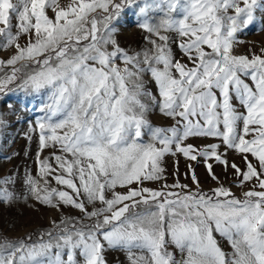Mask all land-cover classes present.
<instances>
[{"label": "snow or ice", "instance_id": "1", "mask_svg": "<svg viewBox=\"0 0 264 264\" xmlns=\"http://www.w3.org/2000/svg\"><path fill=\"white\" fill-rule=\"evenodd\" d=\"M137 3L72 0L61 8L58 0H0V50H16L0 60V92L15 85L46 94L36 121L39 178L26 176L28 195L82 214L52 221L36 241L0 238V264H105L106 248L126 251L130 264H264V49L251 58L234 54L237 33L264 13V0H143L139 27L151 47L130 54L113 21ZM177 9L182 18L173 16ZM146 74L160 100L146 89ZM156 109L174 124L154 126L148 117ZM190 136L217 138L241 153L247 171L230 166L239 187H253L242 198L222 185L210 195L179 183L144 187L166 180L168 154L228 166L221 144L196 152L184 146ZM46 148L53 151L41 159ZM208 171L218 179L211 164ZM48 177L71 191L50 186ZM12 183L0 179V202L15 200Z\"/></svg>", "mask_w": 264, "mask_h": 264}, {"label": "rangeland", "instance_id": "2", "mask_svg": "<svg viewBox=\"0 0 264 264\" xmlns=\"http://www.w3.org/2000/svg\"><path fill=\"white\" fill-rule=\"evenodd\" d=\"M72 0H58L61 8H67ZM119 2V0H117ZM143 0H138L137 4L125 7L121 15L113 21V26L117 32L115 38L120 47L133 51H140L143 47H151L146 44L145 36L147 33L139 27V7ZM47 15L54 19V12L47 9ZM150 15L160 17L163 13L151 12ZM175 18H182V13L177 9L173 13ZM13 25L17 23L15 18ZM2 27V25H0ZM15 31V29H14ZM238 41L234 46L235 55L261 54L264 49V13L257 11L256 20L243 31L237 33ZM27 38L22 37L19 41L21 45L26 43ZM175 58L180 59L182 53L177 44L172 45ZM15 48L0 50V60H7L15 54ZM182 62L187 63V57H183ZM118 63H120L118 61ZM123 65L121 64V67ZM10 68H5L9 72ZM3 73H0L2 75ZM145 87L152 95L160 100L158 87L150 74L144 77ZM251 83V81H248ZM19 83V81H17ZM12 90L0 92V179L11 176L13 183L8 185L9 189L16 194V198L11 203L0 202V238L9 240H19L31 237V241L40 238L43 231L52 229V221L59 222L62 217H80L79 210L71 206L61 205L60 209L45 206L28 195L25 179L27 175L38 177L39 164L37 162V152L39 149L40 130L36 124L37 119L43 114L40 109L46 101V94H28L18 89L15 85L10 86ZM237 107L240 106L237 104ZM240 111H244L240 108ZM149 120L154 126L170 127L174 121L163 116L158 109L149 113ZM246 139H252V136H246ZM147 139V137H145ZM221 144V141L213 137L190 136L184 141V146L192 145L196 152L211 144ZM53 150L46 148L40 152V158L50 155ZM196 152L190 155H195ZM218 152L223 160H227L228 166L220 163L214 157L205 159L197 156L196 160L176 152L175 155L168 154L163 157L161 167L164 169L166 180L157 183L146 182L143 186L150 189H160L162 184L173 185L179 183L187 185L183 191H203L211 194V190L223 186L229 189L236 197L242 198L243 192L253 187V182L246 183L243 188L238 186L237 174L230 166L237 165L241 170L247 171L246 161L243 155L238 151L228 149L221 144ZM248 160L253 164L257 161L251 154H248ZM212 165L213 172L218 179H212L208 165ZM193 175L196 180H193ZM50 186L63 188L65 186L57 185L51 177H48ZM43 183V181H41ZM133 185L132 187H137ZM166 191L168 189H165ZM259 190V189H257ZM118 192L127 191L126 188H117ZM175 192H181V189H172ZM89 222V221H85ZM221 247L225 252L231 253L232 249L227 240L216 234ZM175 251L174 249H170ZM105 264H130L128 253L119 248H106L104 253Z\"/></svg>", "mask_w": 264, "mask_h": 264}]
</instances>
